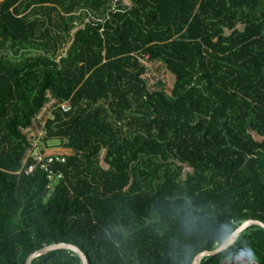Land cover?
Listing matches in <instances>:
<instances>
[{
	"label": "trees",
	"instance_id": "trees-1",
	"mask_svg": "<svg viewBox=\"0 0 264 264\" xmlns=\"http://www.w3.org/2000/svg\"><path fill=\"white\" fill-rule=\"evenodd\" d=\"M47 92L71 105L46 124L52 191L21 133ZM248 220L264 224V0H0V264L60 243L88 264H192ZM225 261L264 264V229L199 264Z\"/></svg>",
	"mask_w": 264,
	"mask_h": 264
},
{
	"label": "built area",
	"instance_id": "built-area-1",
	"mask_svg": "<svg viewBox=\"0 0 264 264\" xmlns=\"http://www.w3.org/2000/svg\"><path fill=\"white\" fill-rule=\"evenodd\" d=\"M141 65L145 68V72L141 76L143 80L147 81L148 89L154 91L156 89V83L164 79V70L162 65L158 61H150L147 57L139 59ZM46 103L39 111V113L31 120L29 126L22 128L21 133L28 141L30 145V150L28 151V157H32L36 165L43 170L49 181L47 185L48 191H52L54 185L62 178L59 173H56L51 166L54 162H64V159L55 160L49 158L44 160L42 158L41 149L44 147L43 139L46 137V124L48 121L54 119V114L56 112L67 113L71 110V105L69 100L59 101L54 98V96L47 92L46 94ZM25 159V161H26ZM33 166L29 167L27 174L31 173Z\"/></svg>",
	"mask_w": 264,
	"mask_h": 264
},
{
	"label": "water",
	"instance_id": "water-1",
	"mask_svg": "<svg viewBox=\"0 0 264 264\" xmlns=\"http://www.w3.org/2000/svg\"><path fill=\"white\" fill-rule=\"evenodd\" d=\"M251 226H257L260 227L262 229H264V224L260 221H254V220H248L246 222H244L243 224H241L230 236H228L225 241L215 250L213 251H204L200 254H198L194 259L192 264H199L200 261L208 256H215L225 250H227L234 242L235 240L238 238V236L240 235L241 232H243L244 230L250 228ZM58 250H68L73 252L74 254H76L82 264H88L87 263V259L85 257V255L80 251V249H78L76 246L71 245V244H65V243H60V244H54V245H50V246H46L36 252H34L33 254H31L28 259L26 260L25 264H31V262L42 255H46L50 252H54V251H58ZM242 259H244V261H249L250 259L247 256H244ZM227 262V261H225ZM223 264H226V263ZM232 264H236V261H234V263Z\"/></svg>",
	"mask_w": 264,
	"mask_h": 264
},
{
	"label": "clouds",
	"instance_id": "clouds-1",
	"mask_svg": "<svg viewBox=\"0 0 264 264\" xmlns=\"http://www.w3.org/2000/svg\"><path fill=\"white\" fill-rule=\"evenodd\" d=\"M244 255H246L247 257H251L252 253H251V251L249 250V251L245 252Z\"/></svg>",
	"mask_w": 264,
	"mask_h": 264
},
{
	"label": "rangeland",
	"instance_id": "rangeland-1",
	"mask_svg": "<svg viewBox=\"0 0 264 264\" xmlns=\"http://www.w3.org/2000/svg\"><path fill=\"white\" fill-rule=\"evenodd\" d=\"M60 53H61V52H60ZM31 55L33 56V55H35V54L32 53ZM56 144H57V141H52V142H51V145H56Z\"/></svg>",
	"mask_w": 264,
	"mask_h": 264
},
{
	"label": "crops",
	"instance_id": "crops-1",
	"mask_svg": "<svg viewBox=\"0 0 264 264\" xmlns=\"http://www.w3.org/2000/svg\"><path fill=\"white\" fill-rule=\"evenodd\" d=\"M145 57H147V56H145ZM141 58H142V57H141ZM147 58H148V57H147ZM139 59H140V58H139ZM148 59H149V58H148ZM140 64H141V63H140ZM225 263H226V262H225ZM232 263H234V261H233ZM232 263H231V264H232Z\"/></svg>",
	"mask_w": 264,
	"mask_h": 264
}]
</instances>
